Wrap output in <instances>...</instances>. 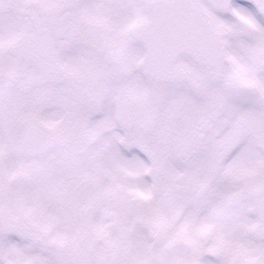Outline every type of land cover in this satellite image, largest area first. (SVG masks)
Wrapping results in <instances>:
<instances>
[{"label": "snow or ice", "instance_id": "6c2138e0", "mask_svg": "<svg viewBox=\"0 0 264 264\" xmlns=\"http://www.w3.org/2000/svg\"><path fill=\"white\" fill-rule=\"evenodd\" d=\"M0 264H264V0H0Z\"/></svg>", "mask_w": 264, "mask_h": 264}]
</instances>
